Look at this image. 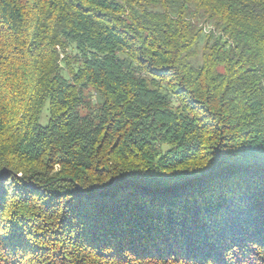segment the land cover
Segmentation results:
<instances>
[{"label": "trees", "instance_id": "16d2710c", "mask_svg": "<svg viewBox=\"0 0 264 264\" xmlns=\"http://www.w3.org/2000/svg\"><path fill=\"white\" fill-rule=\"evenodd\" d=\"M0 264H264V0H0Z\"/></svg>", "mask_w": 264, "mask_h": 264}, {"label": "rangeland", "instance_id": "374dc122", "mask_svg": "<svg viewBox=\"0 0 264 264\" xmlns=\"http://www.w3.org/2000/svg\"><path fill=\"white\" fill-rule=\"evenodd\" d=\"M46 116H47V110L45 109L43 112V119H42L43 123H45V121H46Z\"/></svg>", "mask_w": 264, "mask_h": 264}]
</instances>
